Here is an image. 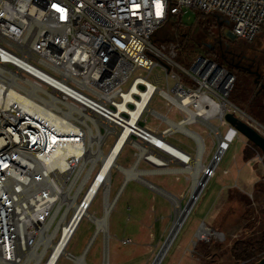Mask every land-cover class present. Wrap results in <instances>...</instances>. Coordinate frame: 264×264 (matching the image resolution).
I'll list each match as a JSON object with an SVG mask.
<instances>
[{"label": "built area", "instance_id": "1", "mask_svg": "<svg viewBox=\"0 0 264 264\" xmlns=\"http://www.w3.org/2000/svg\"><path fill=\"white\" fill-rule=\"evenodd\" d=\"M192 11L225 17L232 33L246 41L255 40L264 25V0H0V264H45L67 222L65 256H77L67 247L102 189L105 197L113 170L109 183L103 177L86 202L99 170L93 175L90 129L115 135L114 143L125 134L123 149L132 146L136 161L156 165L141 151L160 152L154 140L172 121L198 116L203 106L212 110V101L225 108L215 117L236 112L229 99L236 78L231 71L202 55L185 68L176 61L179 44L157 46L153 40L171 16L182 19ZM158 65L166 71L165 88L161 74L148 78ZM174 66L184 74L172 71ZM137 70L148 75L133 77ZM134 86L149 94L132 92ZM156 93L166 111L151 107ZM126 94L146 99L143 109L137 112L138 103ZM53 130L75 142L53 149ZM172 143L187 155L177 162L187 165L191 152Z\"/></svg>", "mask_w": 264, "mask_h": 264}, {"label": "rangeland", "instance_id": "2", "mask_svg": "<svg viewBox=\"0 0 264 264\" xmlns=\"http://www.w3.org/2000/svg\"><path fill=\"white\" fill-rule=\"evenodd\" d=\"M204 16L205 13L198 14L196 19V13L193 11L185 14L181 22L173 26L169 24L164 26L163 34L161 31L156 36L158 39L154 41L155 44L157 46L170 45L172 42L179 44L176 61L185 68H189L193 61L202 55L233 72L236 82L233 92L231 91L230 101L235 105L233 106L236 109L235 114L264 134V95H255L259 89L256 77L245 71L243 66L231 64L218 49L226 48L229 22L219 14H212L205 16L207 21L204 27L199 24V19ZM177 26H180L179 34ZM251 44L255 50L250 54L260 57L256 52L257 48H264V27ZM172 71L184 74L179 66H174ZM140 72L148 75V72L137 70L133 77ZM156 73L163 76L160 86L165 88L166 71L158 65L148 78L152 79ZM186 79L190 81L188 76ZM151 107L166 111L162 95L159 93L154 95ZM170 116L176 120L182 117L174 113ZM149 120H154V116L150 115ZM203 122L201 120L188 126L202 135L205 148L202 160L205 165H210L218 149L219 135L208 121H206L208 124ZM210 122L216 125L222 134L230 127L225 118L222 120L215 117ZM166 127V124L162 123L160 129L164 130ZM237 135L214 168L213 174L206 178L204 186L198 192L199 197L193 203L179 231L164 250L159 264H257L264 258V252L250 260L237 258L232 253L235 241L260 240L264 232V185L256 186L257 183L264 181V153L262 150H254L252 142L245 135L240 132ZM168 137V140L183 146L191 152L192 157H196L198 144L192 137L179 130L170 132ZM115 139V135L104 137L97 148L100 146V149L107 153ZM170 140L171 144L168 143L170 146L182 151ZM246 148L248 151H255L249 160L242 159L243 149ZM162 150L167 151L165 148ZM135 151L132 146L127 145L119 157L120 165L131 166L136 160ZM170 165L171 170L163 171L157 170L158 166L149 161L139 162V167L145 170L142 179L127 181L119 195L117 193L126 173L119 168H113L108 194L109 199L115 200L116 203L109 214L107 232L98 231L97 224L92 219L101 218L105 214L106 201L102 189L93 200L88 210L89 214L83 218L72 237L67 247L68 251L75 255L83 254L94 237L92 238L94 242L87 250L86 264H152L170 234L178 204L185 207L191 197L193 177L192 173L186 170L187 165L177 161L170 162ZM99 166V161L92 166L93 175ZM204 225L210 229V233L207 236L205 234L202 239L198 233L200 227ZM220 233L222 234L219 235ZM106 239L108 261L105 263ZM57 264L75 262L63 255Z\"/></svg>", "mask_w": 264, "mask_h": 264}, {"label": "bare ground", "instance_id": "3", "mask_svg": "<svg viewBox=\"0 0 264 264\" xmlns=\"http://www.w3.org/2000/svg\"><path fill=\"white\" fill-rule=\"evenodd\" d=\"M148 83L150 86V89H149V92H150L151 89L153 88V85H152V82H148ZM132 92H138V93H141L143 95L149 94V92H148V94H145V92L142 89L138 88L137 86L133 87ZM126 98L134 100L138 103L139 107H138L137 112H139L143 109V107L145 106L146 101H147L146 99H144V102L140 101L134 95H131V94H126ZM211 105H212V110L209 108V106H206V107L203 106L202 108L199 109V113L197 114L198 116H200V119H202L203 121H205V122L208 121L209 124L212 125L214 130L219 135L218 149H217L215 155L213 156V159H212L210 165H205L203 163V160H202L204 153H205L204 139H203L202 135H200L197 131L191 130L190 128L186 127L187 123H191V122L196 121L198 116H191L185 120H181L178 122L172 121L171 122V128H169L167 131H164L161 134V136L159 135L154 140L156 142V143H154V145H155V147H157V149L160 152H158V151H156V152H151V151L145 152L144 150L141 151V154H143V155L148 154L149 155L150 160H152L153 163H155L158 166L157 170L163 169V171H168V170H171V167H172V165H170V160H171L170 157H172V155L175 156L172 158L176 159V161L177 160L182 161V157L187 158L186 153H184L181 150L176 149L175 147L170 146L171 143L168 140V138H169L168 134L170 132H172L171 130L184 131L187 134L194 137V139H196L198 142L197 155H196V157H191V159L187 162V168H186V170H188L192 173V177H193L192 178L193 183H192V189H191V197H190L189 204L186 207H183L180 204H178L175 220H174V223H173L172 228L170 230V234H169L165 244L161 248L160 252L158 253L157 257L155 258V260L152 264H159L164 250L170 244V241L175 237L176 233L179 231L182 222L189 215L190 210L193 206V203L195 202L194 199L198 195V192L200 191V189L204 186V183L206 182V178L207 177L209 178V176L213 174V172H211V173L207 172V169L209 168V166H211L212 170H214V168L217 166L218 162L221 160L225 151L230 147L229 141L230 140L233 141L235 136H238L237 135L238 133L235 134L236 131H234V128L231 129V131H229V129H228L226 133L221 135L218 127L216 125H213L212 122L210 123V120L213 117H215V115H213L214 112H216V115H219V116L223 115L225 112V108L221 105H218L217 102L212 101ZM137 112L134 113L133 118L130 119L131 120L130 123L135 121V117L137 115ZM99 125H100V123H99ZM49 133L50 134L48 136L51 138L50 146H52V144L54 143L53 149L57 150L63 144H69V143L75 142V139H71L70 137L58 138V135H60V134L56 133L55 130L49 131ZM226 134H227L228 139L227 138L224 139V136H226ZM68 135L70 136L72 134H68ZM73 135H76V134H73ZM104 137H105V134L101 130L95 132L94 130L90 129L88 131V140L86 142H87L88 151H89V159L94 163L93 166H95L96 163L99 161L100 167H99L98 172L96 173V176L98 175V177H97V179L95 177L94 184L91 186L92 187L91 190L88 189L89 191L88 190L86 191V199H85L86 202H89L91 200L92 196H94L95 192L99 188V185H100L103 177H104L103 181L105 182V180H106V183L107 182L109 183V178L111 176V170L113 169V167H118V168L121 167V169L124 171V173H126V177H125L126 181H129L130 179H137V178L142 179L143 174L145 173V170L139 169V167H138L139 161L135 160L133 165L129 166V167H123L117 161V156H118L119 152H121V150L123 149V143L125 141V134L124 135H121V133L118 134L117 142L113 143V145L111 146L110 150L107 153H104V151L102 149H100V146H99V148H97V146L100 144V140H102V138H104ZM166 139H167V141H166ZM168 143H170V144H168ZM164 148L169 153H171L172 155L169 154L167 151L162 150ZM161 152H164L165 154L169 155L170 157H167L166 155L162 154ZM93 168L94 167H91V169H93ZM105 191H106V194H105V201L106 202L104 205L105 206V208H104L105 214L101 218L100 217L99 218L92 217V219L96 222L97 227H98V231L104 230L105 232H107V227H108V223H109V214L111 213V210L113 209L116 201L109 199V194H108L109 193V185H106ZM196 199H197V197H196ZM205 225L201 226L199 229L198 236H200L201 238L205 237V234L207 236L210 233V229L208 227H206ZM67 227H68V222L66 224L64 232L62 230V235H61L62 241L59 243V245H58V242L53 245V253L49 256V258L45 264H55L57 262L58 258L60 257V255L67 254V251L65 248V243L67 242V239H68V233H67L68 228ZM98 231H97V233H98ZM93 239H94V237H93ZM93 239L91 240V244L93 243ZM73 260L76 262V264H78V263L79 264H86L85 254L80 255V256H76V257H74ZM107 261H108V258L105 260V263Z\"/></svg>", "mask_w": 264, "mask_h": 264}, {"label": "flooded vegetation", "instance_id": "4", "mask_svg": "<svg viewBox=\"0 0 264 264\" xmlns=\"http://www.w3.org/2000/svg\"><path fill=\"white\" fill-rule=\"evenodd\" d=\"M228 35V42L225 43L226 48L218 49L231 64L240 67L243 66V68L249 71L251 75H254L257 80V85L259 86L257 92L264 95V48H257L259 52L257 51L256 53L260 54V57L258 55L254 57L250 54V52L255 50L251 43L257 38L253 41L240 39L232 33L231 25ZM236 60L237 62H234ZM253 66H256V68L254 69Z\"/></svg>", "mask_w": 264, "mask_h": 264}, {"label": "trees", "instance_id": "5", "mask_svg": "<svg viewBox=\"0 0 264 264\" xmlns=\"http://www.w3.org/2000/svg\"><path fill=\"white\" fill-rule=\"evenodd\" d=\"M194 12L196 13V19L198 18V14H204L203 12H200V11H194ZM209 15L211 16L212 14H205L206 17L209 16ZM205 16L204 17H201L199 19V24L201 26H204V27L206 26V21H207L206 20L207 18ZM177 19H179V20H177ZM179 21L181 22V18L176 17V16H174V17L171 16L170 19L168 20V22L166 24H164L163 26H161V28L156 31V33L153 35V40L156 41L158 39V38H156V36H158L161 33V31H162V34H163L162 28L164 26H166L168 24H169V26H173L174 24L178 23ZM263 27H264V25L262 26V29H263ZM177 29H178L177 32L179 34L180 26H177ZM206 29H208V28H206ZM262 29H261V31H262ZM165 33H166V30H165ZM193 37L196 40H198L195 36H193ZM245 71H247V70H245ZM235 82H236V78H235ZM234 86H235V84H234ZM232 92H233V90H232ZM232 92L230 93V97L232 95ZM257 94L262 95L261 93H258V92L255 93L256 96H258ZM230 97H229V99H230ZM252 144H253L252 147H253L254 150H257V151H260L261 150L253 142H252ZM243 152H244L243 157H244L245 160H249L255 154V151H250V150L248 151L247 148L244 149ZM258 184L259 185H262V184L264 185V181L261 182V183H257L256 186ZM262 252H264V232H263L262 237H261L260 240H253L252 241V240H242V239H240V240L235 241L234 244H233V246H232V253H233V255L235 257H237V258H241V259H245V260H250L251 258H253L254 256H257L258 254H260Z\"/></svg>", "mask_w": 264, "mask_h": 264}, {"label": "water", "instance_id": "6", "mask_svg": "<svg viewBox=\"0 0 264 264\" xmlns=\"http://www.w3.org/2000/svg\"><path fill=\"white\" fill-rule=\"evenodd\" d=\"M231 74H233V73L231 72ZM256 82H257V80H256ZM225 118L229 124L234 126L238 132L245 135L251 142H253L255 145H257L264 153V134H262L257 128H255L249 122L238 117L235 113L228 112L226 114ZM211 169H212L211 166H209V168L207 169V172H210ZM199 195H200V193L196 197L198 198ZM196 197H195L194 201L196 200ZM189 201L186 204V206L189 204ZM221 234L222 233H220L219 235H221ZM107 258H108V240L106 239L104 262ZM257 264H264V258H262Z\"/></svg>", "mask_w": 264, "mask_h": 264}, {"label": "crops", "instance_id": "7", "mask_svg": "<svg viewBox=\"0 0 264 264\" xmlns=\"http://www.w3.org/2000/svg\"><path fill=\"white\" fill-rule=\"evenodd\" d=\"M244 150V149H243ZM242 158V157H241ZM242 159H244V157L242 158ZM93 238V237H92ZM92 238H91V240H92ZM91 240H90V243H89V245H88V247H87V249H86V251L83 253V254H85V260H86V254H87V250L88 249H90V247H91ZM94 242V241H93ZM83 254H80V255H83ZM80 255H77V256H80ZM75 262V261H74ZM76 263V262H75ZM108 264V263H107Z\"/></svg>", "mask_w": 264, "mask_h": 264}, {"label": "snow or ice", "instance_id": "8", "mask_svg": "<svg viewBox=\"0 0 264 264\" xmlns=\"http://www.w3.org/2000/svg\"><path fill=\"white\" fill-rule=\"evenodd\" d=\"M55 7V6H54ZM59 10V9H58ZM62 11V10H61Z\"/></svg>", "mask_w": 264, "mask_h": 264}]
</instances>
